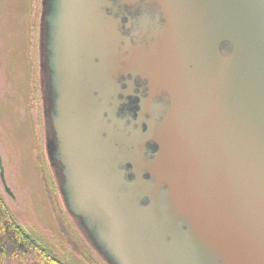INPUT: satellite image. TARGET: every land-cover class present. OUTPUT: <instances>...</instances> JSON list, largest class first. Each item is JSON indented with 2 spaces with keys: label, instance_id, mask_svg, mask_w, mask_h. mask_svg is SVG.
Wrapping results in <instances>:
<instances>
[{
  "label": "water",
  "instance_id": "1",
  "mask_svg": "<svg viewBox=\"0 0 264 264\" xmlns=\"http://www.w3.org/2000/svg\"><path fill=\"white\" fill-rule=\"evenodd\" d=\"M45 20L63 204L107 264H264V0Z\"/></svg>",
  "mask_w": 264,
  "mask_h": 264
},
{
  "label": "rangeland",
  "instance_id": "2",
  "mask_svg": "<svg viewBox=\"0 0 264 264\" xmlns=\"http://www.w3.org/2000/svg\"><path fill=\"white\" fill-rule=\"evenodd\" d=\"M41 0H0V193L18 224L62 260L107 264L66 210L43 136Z\"/></svg>",
  "mask_w": 264,
  "mask_h": 264
},
{
  "label": "trees",
  "instance_id": "3",
  "mask_svg": "<svg viewBox=\"0 0 264 264\" xmlns=\"http://www.w3.org/2000/svg\"><path fill=\"white\" fill-rule=\"evenodd\" d=\"M0 264H79L64 261L24 230L11 214L0 193Z\"/></svg>",
  "mask_w": 264,
  "mask_h": 264
},
{
  "label": "flooded vegetation",
  "instance_id": "4",
  "mask_svg": "<svg viewBox=\"0 0 264 264\" xmlns=\"http://www.w3.org/2000/svg\"><path fill=\"white\" fill-rule=\"evenodd\" d=\"M129 8L130 7L126 6L125 10L127 11ZM46 11H47V0H41L39 47H40V58H41L40 66L43 73V116H44L43 136H44L45 151L47 154L49 166L54 169V175L57 179L56 183L58 184V189L60 191V184L62 182L63 176H62V166L54 155V152L56 151L57 142H56L55 131L53 129L52 121H51L52 100H51V86H50V70L48 66L49 62H48V50H47V23L45 20ZM127 14L128 12H124L123 14L124 20H126V18L129 16ZM75 219L77 220V218Z\"/></svg>",
  "mask_w": 264,
  "mask_h": 264
}]
</instances>
